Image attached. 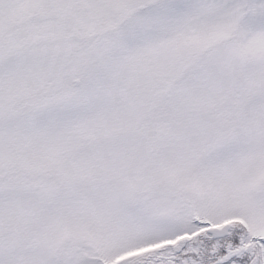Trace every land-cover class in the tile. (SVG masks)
Here are the masks:
<instances>
[{
	"label": "snow or ice",
	"instance_id": "1",
	"mask_svg": "<svg viewBox=\"0 0 264 264\" xmlns=\"http://www.w3.org/2000/svg\"><path fill=\"white\" fill-rule=\"evenodd\" d=\"M0 264H264V0H0Z\"/></svg>",
	"mask_w": 264,
	"mask_h": 264
}]
</instances>
